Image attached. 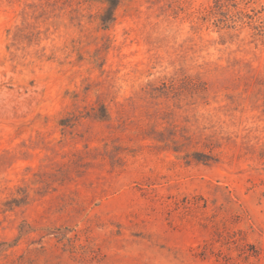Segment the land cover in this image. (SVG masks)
<instances>
[{"label": "rangeland", "instance_id": "rangeland-1", "mask_svg": "<svg viewBox=\"0 0 264 264\" xmlns=\"http://www.w3.org/2000/svg\"><path fill=\"white\" fill-rule=\"evenodd\" d=\"M0 264H264V0H0Z\"/></svg>", "mask_w": 264, "mask_h": 264}]
</instances>
